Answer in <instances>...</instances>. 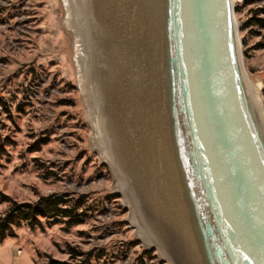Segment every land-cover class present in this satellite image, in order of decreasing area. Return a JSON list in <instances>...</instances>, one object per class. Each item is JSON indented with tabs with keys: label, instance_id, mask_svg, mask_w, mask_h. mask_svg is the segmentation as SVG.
<instances>
[{
	"label": "water",
	"instance_id": "obj_1",
	"mask_svg": "<svg viewBox=\"0 0 264 264\" xmlns=\"http://www.w3.org/2000/svg\"><path fill=\"white\" fill-rule=\"evenodd\" d=\"M91 149L166 264H264V106L233 0H62Z\"/></svg>",
	"mask_w": 264,
	"mask_h": 264
},
{
	"label": "rangeland",
	"instance_id": "obj_2",
	"mask_svg": "<svg viewBox=\"0 0 264 264\" xmlns=\"http://www.w3.org/2000/svg\"><path fill=\"white\" fill-rule=\"evenodd\" d=\"M233 1L244 68L264 106V29L245 27L253 17L264 23V0ZM74 45L62 0H0V215L8 200L52 195L65 196L67 206L81 201L82 215L68 229L64 218L13 226L0 264H76L83 257L75 252L90 251L92 264H166L137 240L109 169L91 149Z\"/></svg>",
	"mask_w": 264,
	"mask_h": 264
},
{
	"label": "trees",
	"instance_id": "obj_3",
	"mask_svg": "<svg viewBox=\"0 0 264 264\" xmlns=\"http://www.w3.org/2000/svg\"><path fill=\"white\" fill-rule=\"evenodd\" d=\"M253 24H257L260 28L264 29L263 21L255 17L251 18L245 27ZM1 152L5 151L0 146V157L2 156ZM3 198L8 200L7 197ZM7 202L10 205L8 210L5 211L3 215H0V243H2L5 238L14 236L13 226H20L21 223H26L28 226L33 227L40 224L39 218H64L66 220L64 223L65 229L82 222V215L76 213V208L80 206L81 201H75L72 206H67L68 202L65 196L52 195L40 197L38 201L32 204H18L17 202L9 200ZM72 252L74 253L75 251ZM94 253L95 251H90L88 253L75 252L74 254H79L78 256L83 257L79 263L76 264H92L97 260ZM97 258L101 257L97 256ZM50 264L70 263L51 261Z\"/></svg>",
	"mask_w": 264,
	"mask_h": 264
}]
</instances>
